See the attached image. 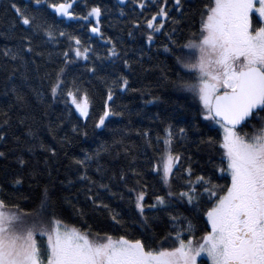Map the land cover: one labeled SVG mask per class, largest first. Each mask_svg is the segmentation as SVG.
<instances>
[{
    "label": "trees",
    "instance_id": "trees-1",
    "mask_svg": "<svg viewBox=\"0 0 264 264\" xmlns=\"http://www.w3.org/2000/svg\"><path fill=\"white\" fill-rule=\"evenodd\" d=\"M48 2L36 5L34 0H0V134L5 136L0 140V152L4 153L0 157V198L22 212L39 213L46 188L49 203L43 216L50 219L54 214L81 231L114 238L123 235L154 248L170 247L173 241L166 239L172 226L170 217L177 216L186 218L185 226L192 222L199 240L210 230L206 211L216 201L201 187L198 203L189 204L178 195L188 190L186 169L191 166L193 182L203 175L225 190L230 176L219 170L227 167L219 125L205 120L198 98L181 87L185 81L195 82L196 73L177 63L176 57L195 61L197 53L181 51V46L193 35L199 36L205 8L213 0H181L179 7L175 0H144L143 9L141 0H77L73 10L78 16L86 15L92 6L101 8L99 34L90 32L92 20L60 17L47 7ZM13 3L36 15L38 23L47 21L55 39L23 26ZM160 7L167 10L168 17L158 16L156 23L163 27L151 33L146 19ZM61 31L78 36L90 49L87 60L75 56L70 50L74 43L59 36ZM150 33L151 42L147 39ZM24 36L31 39V53L23 50L28 46ZM113 46L116 56L110 52ZM5 48L19 52L23 59L5 57ZM65 51L69 52L67 65ZM61 68H65L66 85L53 97L51 87ZM121 77L128 80L126 90L119 84L113 86ZM73 81L80 89L78 95L87 92L88 118L78 114L67 98ZM110 87L113 100L108 104L114 114L104 127L96 128ZM257 115L264 116V112ZM168 126L175 135L174 154L182 158L173 168L170 186H165L155 168L165 150L163 136ZM259 127L260 123L252 120L244 131L255 134ZM180 128L185 129L182 137ZM77 160H83L84 165ZM85 170L95 184L80 179ZM16 179L22 183L15 184ZM101 184L108 185L110 191ZM132 187L147 192L146 222L135 209V193L128 192ZM169 191L175 195L169 197ZM156 195L165 196L167 204L148 208L155 204ZM113 214L120 223L113 221ZM197 260V264H209L203 257Z\"/></svg>",
    "mask_w": 264,
    "mask_h": 264
},
{
    "label": "snow or ice",
    "instance_id": "snow-or-ice-1",
    "mask_svg": "<svg viewBox=\"0 0 264 264\" xmlns=\"http://www.w3.org/2000/svg\"><path fill=\"white\" fill-rule=\"evenodd\" d=\"M76 2L50 0L47 7L61 17L74 20L95 17L99 23L102 14L100 7H91L86 15L78 16L73 10ZM34 3L41 5L45 0H34ZM175 5L179 7L181 0H175ZM139 6L145 8L144 0ZM11 7L23 26L37 33L43 31L49 40L55 39L52 26L47 21L38 23L36 15L27 14V9L22 10L15 3ZM158 16L167 18V10L160 7L156 15L146 19L151 33L159 32L163 27L162 23H156ZM90 31L99 33L100 29L92 27ZM151 33L147 37L149 42L153 40ZM59 36L67 37L74 43V49L70 46V50L75 52L76 57L89 58L90 49L83 45L78 36L63 31L59 32ZM22 40L27 41L28 45L23 50L33 52L31 39L24 36ZM184 49L198 55L194 62H185L179 56L176 57L177 63L196 73L195 82L185 81L181 87L198 98L204 119L214 121L222 129L220 147L227 167L226 170L223 167L219 170L221 173L227 171L230 176V185L225 190L203 175L197 176L193 182L191 166L186 169L188 190L178 195L189 204L198 203L196 197L200 195L198 187H201L209 199H215V204L206 211L210 231L197 240L191 221H187L185 226L186 218L172 216V226L166 237L173 241L170 247H149L139 239H128L123 235L116 238L108 234L93 235L69 228L54 214L45 222L42 214L49 203L48 190L45 188L40 212L31 224L24 220L29 214L23 213L19 206H16L15 212L10 211L9 204L0 198V264H197V257L201 254H205L211 264H264V116L257 115L258 112H264V0H214L213 4L205 8L199 36L193 35L187 44L181 46V51ZM110 52L112 56L117 55L114 46ZM3 55L13 61L23 59L19 52H13L11 48H5ZM63 55L67 65L70 63L67 59L69 52L65 51ZM64 77L65 68H61L51 87L53 97L66 85ZM72 83L74 87L67 89V98L82 117L88 118L87 92L78 97L80 89L75 87V81ZM116 84L121 90L128 88V80L124 77L114 81L113 86ZM17 99L22 97L18 96ZM112 100L113 90L110 87L105 110L99 116L96 128L104 127L106 119L114 114L108 104ZM252 120L260 123L255 134L244 131ZM184 133L185 129L180 128L181 137ZM4 139L5 136L0 134V140ZM160 139L158 136L157 140ZM174 139L173 129L168 126L164 129L165 151L161 157V178L166 186H170L173 168L182 158L181 154H174ZM207 143L211 145L213 140L209 138ZM2 156L4 153L0 152ZM76 163L84 165L85 162L77 160ZM80 179L96 183L86 170ZM120 179L124 180L125 176L122 174ZM14 183L21 184L22 181L16 179ZM100 187L108 189L106 184ZM128 192L135 193V209L146 222L147 192L143 187L139 190L128 188ZM220 192L224 194L220 195ZM167 195L172 197L175 193L169 191ZM93 203L96 201L93 200ZM166 204L165 196L156 195L155 204L147 207ZM101 206L108 207L106 204ZM112 219L120 223L117 214H113Z\"/></svg>",
    "mask_w": 264,
    "mask_h": 264
},
{
    "label": "rangeland",
    "instance_id": "rangeland-1",
    "mask_svg": "<svg viewBox=\"0 0 264 264\" xmlns=\"http://www.w3.org/2000/svg\"><path fill=\"white\" fill-rule=\"evenodd\" d=\"M213 3H214V0H213ZM212 3V4H213ZM92 7H94V6H92ZM91 9V7L88 9V11ZM87 11V12H88ZM58 15V14H57ZM59 16V15H58ZM61 17V16H60ZM64 18H67V17H64ZM67 19H69V18H67ZM88 20H92V23L90 24V29L92 28V27H99V23L97 24V18H95V17H89V19ZM91 32V31H90ZM92 33V32H91ZM92 34H99V33H92ZM197 55H198V53H197ZM78 97H82V95H78ZM71 102V101H70ZM74 106V105H73ZM74 108H75V106H74ZM75 110H76V108H75ZM77 111V110H76ZM77 113L78 114H80L78 111H77ZM203 116H204V114H203ZM98 123V122H97ZM220 128V127H219ZM220 131H221V136H222V139H223V131H222V129H220ZM165 151V150H164ZM163 155H164V153H163ZM162 165H163V161H162V159H161V162H160V164L159 165H157L156 166V170L159 172V175H160V177H162ZM159 166V167H158ZM161 180H162V178H161ZM163 182V181H162ZM165 185V184H164ZM166 186V185H165ZM10 211H12V212H15L16 211V208H14V207H10V209H9ZM23 213H25V212H23ZM37 213L38 212H35V213H27V214H29V215H27V216H25L24 217V220H25V222L26 223H28V224H31V222L34 220V219H36L37 218ZM42 216H43V214H42ZM43 219L45 220V222H47L48 220H50V219H48V218H45L44 216H43ZM69 228H75V227H72V226H69V225H67ZM210 231V230H209ZM38 239H39V237H38ZM200 257H203V258H205V259H207L208 260V262H209V264H211V261H210V259L205 255V254H201V256H199V257H197V259L198 258H200ZM198 261V260H197Z\"/></svg>",
    "mask_w": 264,
    "mask_h": 264
}]
</instances>
